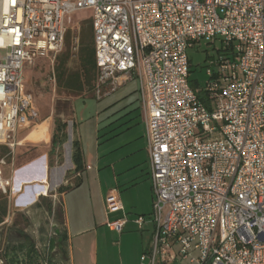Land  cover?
I'll return each instance as SVG.
<instances>
[{
    "label": "built area",
    "instance_id": "built-area-1",
    "mask_svg": "<svg viewBox=\"0 0 264 264\" xmlns=\"http://www.w3.org/2000/svg\"><path fill=\"white\" fill-rule=\"evenodd\" d=\"M84 9L97 98L140 81L153 196L140 264H264V0H0V144L10 152L39 118L24 66L54 58ZM199 40L220 47L194 89L188 50ZM5 164L7 195L16 188L2 178ZM104 208L123 211L117 190ZM126 222L122 214L106 225L120 233Z\"/></svg>",
    "mask_w": 264,
    "mask_h": 264
},
{
    "label": "rangeland",
    "instance_id": "rangeland-1",
    "mask_svg": "<svg viewBox=\"0 0 264 264\" xmlns=\"http://www.w3.org/2000/svg\"><path fill=\"white\" fill-rule=\"evenodd\" d=\"M91 15L89 9L73 13L64 45L55 57L49 55L37 58L23 68L24 87L33 94V104L39 118L35 125L19 133L21 144L4 157L6 164L2 167V178L9 179L16 189L6 195L7 214L0 224L2 256L8 248L12 251V246L33 242L39 254L37 264H47L48 260L53 264H66L59 250L48 252L50 238H59L63 231L62 200L64 206H69L71 222L81 221L84 226L94 227L106 218L102 194L111 187L118 188L121 202L126 206L127 218L142 216L148 219L152 212L151 192L145 179L140 178L131 185L122 184L121 180L117 182L127 167L145 160L146 125L140 81H128L98 99L91 88L86 87L79 92L67 91L58 88L56 77L55 84L51 79L55 76L59 55L68 53V69L71 72L78 69L77 50L73 49V45L81 30L90 31ZM219 47V41L212 44L199 40L189 48L192 79L204 84L208 59L216 55ZM144 87V98L147 99L145 80ZM58 122L65 124V141L52 148V134ZM73 138L79 141L82 160L91 167V170H82V179L77 185L75 183L79 176L75 175L73 166L69 167L66 161V144ZM131 151L133 153L129 155ZM56 169L63 171L59 183L53 178ZM60 186L69 188L60 193ZM2 195L5 194L0 190ZM70 200L72 203L69 205ZM122 214L119 212L117 216ZM137 233L135 227L132 236L124 242L122 253L125 256L127 253L133 254ZM27 249L25 247L22 254ZM8 259L0 257V264H10ZM183 264L190 263L183 261Z\"/></svg>",
    "mask_w": 264,
    "mask_h": 264
},
{
    "label": "crops",
    "instance_id": "crops-1",
    "mask_svg": "<svg viewBox=\"0 0 264 264\" xmlns=\"http://www.w3.org/2000/svg\"><path fill=\"white\" fill-rule=\"evenodd\" d=\"M135 109L136 107L133 108L131 112L134 111ZM144 118H145V114H144ZM144 139H145L144 150L146 154L144 155L145 158L144 162L137 163L130 167H127L126 170L121 173L120 178L117 179V182L119 183V180H121L120 182H122V184L131 185L133 183H137L138 179L140 178L145 179L149 183L151 198L153 200L150 177H149V155H148L146 135ZM74 141H78V139L74 140L73 138L69 143L66 144V161L68 166L69 167L73 166V168L75 167L72 161V150H73ZM131 153H133V151L129 152V155ZM46 168H47V164H46ZM90 168L91 167H89V165H87L83 159L81 170L76 172V174H78L79 176L78 182L82 179V175H83L82 170L83 169L91 170ZM62 175H63V171H61L60 169H56L53 174L54 181H56V183H59L60 182L59 177H61ZM45 178L47 183L48 176L46 175ZM112 189L117 190V192L119 193L117 187L108 188V190H106V192L102 194L103 208H104V198L106 194ZM71 203L72 200H70L69 205ZM68 207L69 206H67V204H65L64 206L62 200V208L64 214L63 231L65 232L66 235V241L64 243V247L66 248L67 251V256H64L66 264H140V260H139L140 255L144 251L149 249L152 239L153 223L151 222L150 216L148 219H145L143 217L144 221L139 226L135 222V219L137 217H134L133 219L127 218L125 214L126 206L123 204V211L120 212H122L126 216L127 222L124 225L122 231L120 233H117L111 230L106 225V220H114L117 217L121 216V215L117 216V213L119 212L110 213V214L105 213L106 218L96 223L95 226L93 227V226H84L83 222L81 221H78L77 223L71 222V220L69 219ZM66 213L68 218H66ZM135 227H137L138 229V233H137L138 239L136 241V246L133 250V254L130 255L129 253H127V255L125 256L122 253L124 242L128 241V238H130L132 234H134V233L131 234V232L134 231ZM130 256H132V258Z\"/></svg>",
    "mask_w": 264,
    "mask_h": 264
},
{
    "label": "trees",
    "instance_id": "trees-1",
    "mask_svg": "<svg viewBox=\"0 0 264 264\" xmlns=\"http://www.w3.org/2000/svg\"><path fill=\"white\" fill-rule=\"evenodd\" d=\"M77 56L79 67L76 71L71 72L68 69V53L62 54L58 56L57 64L55 67V77L57 81V85L59 89L67 90V91H82L84 88H91L94 91L95 80L98 73V69L95 62V52L93 45V32L90 21V31L87 33L85 29L81 30L80 35L78 36V49ZM191 60V59H190ZM192 70L190 68V74ZM190 85L194 89H198L201 86V83L198 79L189 78ZM198 96L201 100L206 101L205 94L202 90L197 91ZM65 124H61L58 122L54 132L52 134L51 145L52 148L56 147L59 144H62L65 141V136L63 135V128ZM61 134V135H59ZM10 155V150L6 145L0 144V159L4 158L6 155ZM5 159V158H4ZM72 161L74 163V170L78 172L82 168V155L79 146V141L73 142V150H72ZM79 182L77 181L75 185ZM69 188V186H60L58 191L63 193ZM7 214V197L6 194L0 196V224L3 222L4 217ZM62 215L64 218V214L62 211ZM59 238H61L62 242L65 243L66 235L65 232L62 231L59 234ZM25 247H28L26 253L22 254ZM8 248V247H7ZM12 251L8 248L6 252H4L0 257L8 259L10 264H22L26 262L28 264H37L39 254L37 250L34 248L33 242L25 245L20 243L18 245L11 247ZM47 264H53L50 260L47 261Z\"/></svg>",
    "mask_w": 264,
    "mask_h": 264
},
{
    "label": "water",
    "instance_id": "water-1",
    "mask_svg": "<svg viewBox=\"0 0 264 264\" xmlns=\"http://www.w3.org/2000/svg\"><path fill=\"white\" fill-rule=\"evenodd\" d=\"M34 196L32 197V200H34ZM58 234V230L55 232ZM55 250H59L61 253H63L64 256H67L66 248L63 245V242L61 238L55 239L54 237H51L48 244V252L52 253Z\"/></svg>",
    "mask_w": 264,
    "mask_h": 264
},
{
    "label": "bare ground",
    "instance_id": "bare-ground-1",
    "mask_svg": "<svg viewBox=\"0 0 264 264\" xmlns=\"http://www.w3.org/2000/svg\"><path fill=\"white\" fill-rule=\"evenodd\" d=\"M36 127H37V125H36Z\"/></svg>",
    "mask_w": 264,
    "mask_h": 264
}]
</instances>
